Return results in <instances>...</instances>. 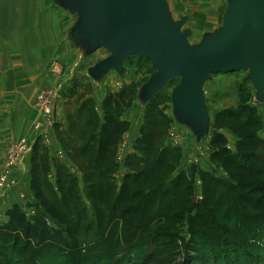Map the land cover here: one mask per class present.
Listing matches in <instances>:
<instances>
[{
    "label": "rangeland",
    "instance_id": "374dc122",
    "mask_svg": "<svg viewBox=\"0 0 264 264\" xmlns=\"http://www.w3.org/2000/svg\"><path fill=\"white\" fill-rule=\"evenodd\" d=\"M168 1L173 18L176 21L185 19L181 29L189 31L188 41L193 45L201 44L205 33L217 32L221 28L228 5V0ZM70 15L68 13L67 16L65 8L52 0H0V59L11 63L21 62L22 69L30 73L29 78L23 81L27 84L21 94L24 100L22 107H16L18 133L1 139L4 144L0 145V225L7 222V210L17 203L29 217H33L38 210L30 187L29 172L31 150L37 139L51 156L65 163L82 179L81 171L70 160L58 140L57 131V126L66 125L69 104L76 108L82 93L92 90L97 108L102 112L101 102L107 91L119 90L132 82L137 85L136 102L123 115L131 123V129L124 135L118 152V185L127 171L125 158L129 152L134 151L141 139L144 111L153 97L143 98L144 102L140 104L138 95L144 92L155 67L145 57L130 55L125 60L126 69L122 73L112 68L100 77L93 76L90 69L105 59L110 51L107 48L91 50L79 36H75L74 41L71 40L69 28L80 17V12L75 9ZM39 23L46 24V28L40 32L36 28ZM50 23L53 28L49 26ZM75 80L79 87L70 98L68 91ZM179 82L180 79L175 78L159 91L164 101L162 109L173 121L167 144L179 147L182 152L178 168L171 178L185 172L193 186L192 198L196 202H202L204 182L201 180V171H207L218 179L220 193L227 198L238 194L243 196L249 203L242 204L245 207L240 205V209L244 208L247 214L256 217L244 224L237 223L236 220L231 223L214 221L213 229H220L217 232L203 227V221L200 224L193 221L191 223L189 216L178 219L175 231L170 234L161 231H151L152 234H149V230L144 233L138 230L131 233L123 231V239L130 242L127 246H136L141 258L146 252L142 261L135 259L132 260L133 264H191L189 256L193 251L189 245L192 242L206 249L207 257L210 253L211 258H203L207 264H214V255L217 256L218 264H264V217H257L264 214V207L261 205L264 203V190L259 188L256 192L253 190L258 189H252L256 186L248 185L235 191L231 183L237 184L239 180L231 178L233 169H227L219 157L222 150L229 153L239 151L240 134L248 129V126H243L248 120L251 126L249 129L253 128L258 134L264 135V100L257 98V90L248 76V70L214 74L204 84L210 123L206 130L198 131L192 123L176 118L172 90ZM45 99L51 102L52 107L49 104L48 108L52 109V113L50 109L49 114H45V110L41 108L40 103ZM220 112H233L237 119H241V123L230 119L218 121L217 114ZM50 179L52 183L55 182L54 169ZM84 196L86 197L85 194ZM226 206H222L223 209ZM193 213L196 216V212ZM92 220L91 218L87 223ZM249 224L251 226L246 229L245 226ZM95 241L93 232L83 231L82 247L88 249ZM211 249L215 250L210 252ZM121 260L101 264H126ZM64 264L72 263L68 259Z\"/></svg>",
    "mask_w": 264,
    "mask_h": 264
},
{
    "label": "trees",
    "instance_id": "16d2710c",
    "mask_svg": "<svg viewBox=\"0 0 264 264\" xmlns=\"http://www.w3.org/2000/svg\"><path fill=\"white\" fill-rule=\"evenodd\" d=\"M78 87L75 80L68 91L70 98ZM137 90L132 82L119 90L107 91L101 102L102 112L97 108L92 90L80 95L76 108L69 104L66 125L57 126L58 140L81 171V180L36 140L29 172L38 210L33 217L27 216L18 203L7 210L8 220L0 225V264H64L68 259L72 264L111 263L121 259L120 262L133 264L132 260L142 261L146 252L141 258L136 246H127L130 242L123 239V231L170 234L175 231L178 219L186 216L192 219L191 223L203 221V227L208 229H213L214 221L236 220L244 224L256 217L240 209V205L245 207L242 204L249 203L243 196L227 198L220 193L218 179L207 171H201L202 202L192 198L193 186L185 172L171 178L182 152L179 147L167 144L173 121L162 109L161 92L146 106L141 139L134 151L127 154V171L117 184L119 148L131 129V123L123 115L135 104ZM227 119L241 123L233 112L217 114L218 121ZM243 126L248 129L240 134L239 151L222 150L219 157L227 169H233L231 178L239 180L237 184L231 183L235 191L251 185L258 187L252 188L258 192L259 188L264 190V135L249 129V120ZM53 169L54 183L50 179ZM261 205L264 207V203ZM222 206H226L225 209ZM257 217L262 219L264 214ZM91 218L93 220L87 223ZM262 220L264 222V218ZM249 226L251 224L245 228ZM83 231L96 236L88 249L82 247ZM191 244V264H207L203 258H211L210 253L207 257V250L200 244ZM212 259L218 264L217 256Z\"/></svg>",
    "mask_w": 264,
    "mask_h": 264
},
{
    "label": "water",
    "instance_id": "95a60500",
    "mask_svg": "<svg viewBox=\"0 0 264 264\" xmlns=\"http://www.w3.org/2000/svg\"><path fill=\"white\" fill-rule=\"evenodd\" d=\"M52 1L67 16L75 9L80 12L69 28L71 40L79 36L91 50L110 51L90 69L93 76L112 68L122 73L130 55L152 62L156 70L138 95L140 104L178 78L172 90L176 118L206 130L205 82L214 74L241 70H248L257 98L264 100V0H228L221 28L205 33L197 45L189 43V31L181 29L185 19L173 18L168 0Z\"/></svg>",
    "mask_w": 264,
    "mask_h": 264
},
{
    "label": "crops",
    "instance_id": "0c3cea01",
    "mask_svg": "<svg viewBox=\"0 0 264 264\" xmlns=\"http://www.w3.org/2000/svg\"><path fill=\"white\" fill-rule=\"evenodd\" d=\"M37 26L36 28L39 29V32L43 28H46V24H37ZM49 26L53 28L52 23H50ZM40 37H42V35ZM29 76L30 73L27 72L26 69H22L21 62L14 61L11 63L5 59H0V86H2L0 87V106H2V108L0 107V145L4 144L1 139H5L12 133H18L16 131V129L18 130L16 107H22L21 105L23 104L24 100L22 99L21 94L25 87L24 85L27 84L23 81L29 78Z\"/></svg>",
    "mask_w": 264,
    "mask_h": 264
},
{
    "label": "built area",
    "instance_id": "2783aa9c",
    "mask_svg": "<svg viewBox=\"0 0 264 264\" xmlns=\"http://www.w3.org/2000/svg\"><path fill=\"white\" fill-rule=\"evenodd\" d=\"M40 104H41V108L45 110V114H49L51 108L49 109L48 105L50 104V106L52 107L51 102L48 99H45V101H42ZM51 113H52V109H51Z\"/></svg>",
    "mask_w": 264,
    "mask_h": 264
}]
</instances>
